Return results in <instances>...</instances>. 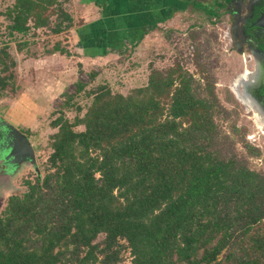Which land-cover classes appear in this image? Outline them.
Segmentation results:
<instances>
[{"label": "trees", "instance_id": "1", "mask_svg": "<svg viewBox=\"0 0 264 264\" xmlns=\"http://www.w3.org/2000/svg\"><path fill=\"white\" fill-rule=\"evenodd\" d=\"M67 2L15 0L3 16L17 51L38 30L70 29ZM16 65L3 47L0 91ZM196 75L179 63L151 69L126 96L78 81L61 105L73 120L61 111L51 123L41 178L0 205V264H120L124 250L131 264H264V171L248 163L262 153L242 141V155L218 128L214 82ZM81 95L85 109L72 102Z\"/></svg>", "mask_w": 264, "mask_h": 264}, {"label": "rangeland", "instance_id": "2", "mask_svg": "<svg viewBox=\"0 0 264 264\" xmlns=\"http://www.w3.org/2000/svg\"><path fill=\"white\" fill-rule=\"evenodd\" d=\"M14 1L0 0V50L8 46V52L17 62L13 78L6 89L0 91V117L29 132L40 171L52 152L50 138L57 131L51 127V123L61 111L69 120L75 116V111L63 110L61 105L66 100V94L74 93L78 81L88 83L87 90L106 85L113 93L126 96L147 83L151 69L166 70L177 63L190 73L197 74L199 80L203 76L209 79L210 76L209 81L214 82V92L222 106L215 117L216 125L231 137L242 155H245L242 141L259 148L262 155L258 159H248V163L250 168L264 171V133L258 129L253 114L236 101L230 90L232 80L242 72L245 64L253 70L252 63L247 60L250 52L240 51L231 31L230 40L222 36L223 32L236 24L240 15L245 17L250 0H236L229 8L225 0H199L202 3L201 11L194 14L195 17L188 13L186 17L192 15L191 19L184 22L181 29L168 32L164 42L151 47L148 53L135 58L130 47L126 46L114 61L91 58V61L87 59L82 63L78 60L83 58L79 46L69 43L65 35H53L46 29L31 33L28 41L33 45L23 52L17 51L15 41L8 36V22L3 16ZM216 1L223 7L218 8L214 3ZM62 8L71 13L75 9L70 0ZM204 9H213L220 15L210 19ZM157 35L162 39L160 32ZM56 44L65 53L47 54ZM197 64L201 65L200 70H204V75L198 74ZM91 74H96V77L90 82ZM201 84L204 82L201 81ZM76 101L84 109L90 103L84 99V95L72 102ZM76 130L82 131L83 128ZM33 174L27 169L17 175L14 182L16 191L23 188L25 179L33 180ZM9 196L0 200L1 206ZM103 239L104 235H100L96 242ZM120 264H131L128 250L123 251Z\"/></svg>", "mask_w": 264, "mask_h": 264}, {"label": "crops", "instance_id": "3", "mask_svg": "<svg viewBox=\"0 0 264 264\" xmlns=\"http://www.w3.org/2000/svg\"><path fill=\"white\" fill-rule=\"evenodd\" d=\"M70 1L75 7L73 13L67 10L73 25L61 34L69 43L80 47L83 57L78 59L80 63L91 58L114 61L126 46L137 58L164 42L168 32L181 29L184 22L202 9L199 0ZM214 3L221 5L218 1ZM188 13L192 15L186 17Z\"/></svg>", "mask_w": 264, "mask_h": 264}, {"label": "flooded vegetation", "instance_id": "4", "mask_svg": "<svg viewBox=\"0 0 264 264\" xmlns=\"http://www.w3.org/2000/svg\"><path fill=\"white\" fill-rule=\"evenodd\" d=\"M262 15H264V0H250L247 14L245 17L240 15L236 24L229 29V36L231 31L240 51L244 52L247 50L250 52L248 58L250 59L249 62L252 63L253 70L248 66L246 68L255 71L257 79L254 85L248 86L250 87L248 96L253 99L260 108L258 110L264 115V34L254 26L256 20ZM19 130L24 134L22 129L19 128ZM1 163L0 159V200L6 195H12L16 191L14 184L16 176L13 175L14 177L8 178L2 175Z\"/></svg>", "mask_w": 264, "mask_h": 264}, {"label": "water", "instance_id": "5", "mask_svg": "<svg viewBox=\"0 0 264 264\" xmlns=\"http://www.w3.org/2000/svg\"><path fill=\"white\" fill-rule=\"evenodd\" d=\"M254 26L264 34V15L256 20ZM249 88H246L247 94ZM0 159L2 175L8 178L19 175L24 169H30L36 177L41 178L37 157L29 138L2 117H0Z\"/></svg>", "mask_w": 264, "mask_h": 264}, {"label": "bare ground", "instance_id": "6", "mask_svg": "<svg viewBox=\"0 0 264 264\" xmlns=\"http://www.w3.org/2000/svg\"><path fill=\"white\" fill-rule=\"evenodd\" d=\"M256 79V72L245 68L232 80L230 90L232 91L235 99L246 109V111L253 114L254 121L258 125V129L264 133V115L261 111H259L260 108L253 101V99L246 93V88L254 85Z\"/></svg>", "mask_w": 264, "mask_h": 264}, {"label": "built area", "instance_id": "7", "mask_svg": "<svg viewBox=\"0 0 264 264\" xmlns=\"http://www.w3.org/2000/svg\"><path fill=\"white\" fill-rule=\"evenodd\" d=\"M222 34H223L222 36H223L224 39L230 40L229 30L228 29L225 32H223ZM247 60H250V59L247 57ZM246 66L247 65L245 64V67L244 68H246Z\"/></svg>", "mask_w": 264, "mask_h": 264}]
</instances>
